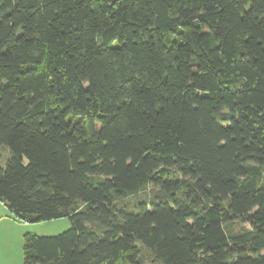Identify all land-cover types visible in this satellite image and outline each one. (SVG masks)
<instances>
[{
    "label": "trees",
    "instance_id": "obj_1",
    "mask_svg": "<svg viewBox=\"0 0 264 264\" xmlns=\"http://www.w3.org/2000/svg\"><path fill=\"white\" fill-rule=\"evenodd\" d=\"M0 202L71 222L22 264H264V0H0Z\"/></svg>",
    "mask_w": 264,
    "mask_h": 264
},
{
    "label": "rangeland",
    "instance_id": "obj_2",
    "mask_svg": "<svg viewBox=\"0 0 264 264\" xmlns=\"http://www.w3.org/2000/svg\"><path fill=\"white\" fill-rule=\"evenodd\" d=\"M157 189L149 187L145 193L130 197L129 202L135 203L146 196H150ZM0 264H22L23 242L26 235L39 237L59 235L70 229L68 218L54 219L35 223H25L13 217L0 202ZM148 256L146 250H142Z\"/></svg>",
    "mask_w": 264,
    "mask_h": 264
},
{
    "label": "crops",
    "instance_id": "obj_3",
    "mask_svg": "<svg viewBox=\"0 0 264 264\" xmlns=\"http://www.w3.org/2000/svg\"><path fill=\"white\" fill-rule=\"evenodd\" d=\"M2 208H0V210H1Z\"/></svg>",
    "mask_w": 264,
    "mask_h": 264
}]
</instances>
